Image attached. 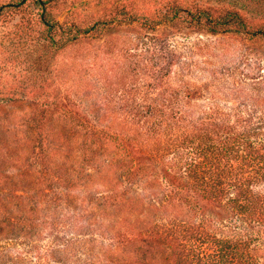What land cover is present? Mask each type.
Listing matches in <instances>:
<instances>
[{
    "label": "trees",
    "instance_id": "obj_1",
    "mask_svg": "<svg viewBox=\"0 0 264 264\" xmlns=\"http://www.w3.org/2000/svg\"><path fill=\"white\" fill-rule=\"evenodd\" d=\"M52 1L0 5V107L30 103L33 134L0 140V264H264V96L237 71L198 74L206 44L167 40L184 18L185 35L244 38L264 20L247 22L249 4L123 1L122 17L80 27L52 19ZM122 26L136 31L126 61L91 56ZM79 45L66 87L53 60Z\"/></svg>",
    "mask_w": 264,
    "mask_h": 264
},
{
    "label": "rangeland",
    "instance_id": "obj_2",
    "mask_svg": "<svg viewBox=\"0 0 264 264\" xmlns=\"http://www.w3.org/2000/svg\"><path fill=\"white\" fill-rule=\"evenodd\" d=\"M25 1L23 8L31 9L33 7V0H0L1 4H7L10 2L18 3ZM123 1L129 3V7L135 12H146L150 8L158 12H164L167 8V0H54L51 3V9L49 10L52 19H55L59 23H65L73 18L80 27H86L94 21H109L114 17H122L119 15V4ZM183 7L193 11L196 7L202 9H208L213 14H219L223 12L227 7L235 5H250V10L253 9L251 14L246 15L247 22L252 23L253 27L261 24L260 21L264 20V0H182ZM23 9V10H24ZM247 9V8H246ZM21 10V9H20ZM24 10V11H25ZM21 11L20 13H24ZM19 14L13 17L12 22H15L19 18ZM185 20V18H184ZM182 20L180 23L173 26L172 33L169 32L167 37L168 43L171 46H176L180 49L189 46L193 43L198 45L206 44L208 51L205 49L197 53L194 58L198 61H209L210 66H204L206 69L197 72L203 74L204 77H209L215 73L224 72L227 75H233L234 78L238 75H234L237 72L240 73V77L244 82V91L247 95H254L253 87L256 85L258 95L264 96V37L253 36L249 38L240 37L238 35L230 34L226 37L223 36H206L198 35L193 32H189L185 35L184 32L189 28L188 22ZM167 28V27H166ZM176 30V31H175ZM135 30L130 26H122L118 28H109L105 32H100L97 38L99 39V45L97 51H93L91 56L97 55L105 59H120L124 60L128 58L127 55L131 53L123 52L121 49L123 44L130 38H135ZM146 43L145 40H141L137 47L135 54L144 56L141 49H143ZM112 44V48L107 49L105 45ZM222 44V45H221ZM104 46V47H103ZM80 53H76L74 47H66L60 53L56 55L53 63H60L64 68V80L67 87V60L70 57L81 55L83 51L82 46L75 47ZM224 53H221V50ZM109 50V51H108ZM111 50V51H110ZM82 51V52H81ZM114 51V53H112ZM110 53V54H109ZM222 54V55H221ZM82 56V55H81ZM139 56V55H138ZM224 63V64H223ZM212 67V68H211ZM224 67V68H223ZM237 68V70H235ZM139 83L138 80L134 79ZM64 86H60L63 91ZM31 113V106L28 102H18L13 104H7L0 107V140L7 141L8 137L25 139L32 136L31 129L26 127L27 117ZM51 126L54 123H50ZM22 125V126H21ZM67 234L64 235L66 237Z\"/></svg>",
    "mask_w": 264,
    "mask_h": 264
}]
</instances>
